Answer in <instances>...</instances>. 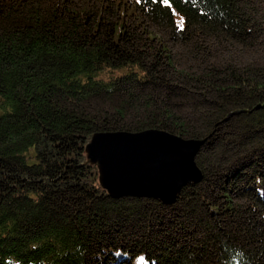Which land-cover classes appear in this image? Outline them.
<instances>
[{"label":"trees","instance_id":"16d2710c","mask_svg":"<svg viewBox=\"0 0 264 264\" xmlns=\"http://www.w3.org/2000/svg\"><path fill=\"white\" fill-rule=\"evenodd\" d=\"M163 32L232 54L179 67ZM259 52L264 0H0V264H264ZM148 128L208 139L173 204L111 196L88 161L94 133Z\"/></svg>","mask_w":264,"mask_h":264},{"label":"water","instance_id":"95a60500","mask_svg":"<svg viewBox=\"0 0 264 264\" xmlns=\"http://www.w3.org/2000/svg\"><path fill=\"white\" fill-rule=\"evenodd\" d=\"M206 141L160 128L100 131L94 133L86 152L111 196L158 198L173 204L185 185L203 179L196 157Z\"/></svg>","mask_w":264,"mask_h":264},{"label":"rangeland","instance_id":"374dc122","mask_svg":"<svg viewBox=\"0 0 264 264\" xmlns=\"http://www.w3.org/2000/svg\"><path fill=\"white\" fill-rule=\"evenodd\" d=\"M130 22H133V20L131 19ZM155 28L156 27H152V29H155ZM162 36L165 39V41L171 46L172 56L179 67H190L191 69H198L199 67H203V66L205 67L206 62L212 63V62H217L219 60L222 61L230 57L229 55L232 54L231 52L232 50L230 49L226 50V47H228L227 45H222V46L216 45V46H211L213 47L211 51L209 47H206L205 50H200L197 56H195L194 51L196 50L197 45H199L200 41L196 42L195 40H186V39L179 40V41L172 40L169 33L167 32H163ZM263 53L264 52H259L257 56L262 58L264 57ZM234 54L238 55L239 52L234 51ZM232 57L235 58V56H232ZM190 103L192 102L190 101V102L185 103L186 106L184 105L185 106L184 112L185 114H187V116L190 115L191 117H194V109L192 105H190ZM194 104H198V102L195 101ZM231 117L232 115L227 117L224 121L225 122L228 121L229 119H231ZM131 118L134 119L133 115H131ZM202 124L203 123L197 122V124L195 125L199 126ZM222 129L223 128L221 129L217 128L216 131L214 130V132L210 134L211 138L213 139L211 143L213 144H210L208 147H204L205 149H203L204 151L202 152V156L207 157V160L211 162L212 164L210 165L211 167L220 166L223 163V158L226 154L224 152L225 151L224 148H220L222 147L221 146L222 144H220L219 149L215 151V144L219 142L222 143V141H225L231 132L229 127H227L226 131ZM201 138L205 139V137H201Z\"/></svg>","mask_w":264,"mask_h":264}]
</instances>
